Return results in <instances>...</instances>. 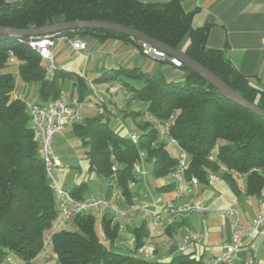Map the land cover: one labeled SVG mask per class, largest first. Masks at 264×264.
Here are the masks:
<instances>
[{
	"label": "trees",
	"instance_id": "trees-1",
	"mask_svg": "<svg viewBox=\"0 0 264 264\" xmlns=\"http://www.w3.org/2000/svg\"><path fill=\"white\" fill-rule=\"evenodd\" d=\"M2 3L0 0V5ZM191 20L192 13L182 8L180 0L163 3L22 0L19 6L0 14V27L26 29L72 21L120 24L171 48H182L186 56L264 110V88L250 85L223 57L221 50L208 48L207 25L195 28ZM60 34L71 39L89 34L100 41L119 39L136 45L131 37L97 28L65 30ZM27 40L28 37L0 39V264H4L8 255L17 264H34L44 237L58 218L55 194L38 153V137L25 110V99L13 98L16 83L6 68L13 58L18 63L20 80L24 84L38 85L40 103L37 104L58 97L67 76L76 80L78 100L87 89L80 77L69 72L55 71L54 76L46 80L43 60L26 44ZM179 69L183 76L177 81L150 76L137 69L115 70L99 78L121 81L133 98L144 104L143 113L154 116L158 124L146 119L136 142L128 135L114 132L100 117L73 124L81 143L87 147L89 169L108 179L112 164L117 163L116 185L123 188V201H129L133 194L127 185L135 180L133 163L141 152L156 179L169 176L175 168L177 158L169 153L158 129L160 124L168 122V135L188 155L185 180L194 176L198 182L207 183L209 174L220 171V163L240 173L251 171L244 181V193L257 197L264 188V117L230 101L185 66ZM120 74L140 81L141 85L135 87L123 81ZM210 155L212 161L208 159ZM221 178L237 196L240 194L237 179L227 173H221ZM83 186L68 192L80 200ZM111 186L110 183L109 193ZM95 223V214H79L69 228L51 236L49 253L55 256V264H205L201 256L193 253L175 254L165 263L118 252L114 242L119 223L103 216L101 238L95 231ZM144 229L145 223L139 230H133L135 252L144 245L147 236Z\"/></svg>",
	"mask_w": 264,
	"mask_h": 264
},
{
	"label": "crops",
	"instance_id": "crops-1",
	"mask_svg": "<svg viewBox=\"0 0 264 264\" xmlns=\"http://www.w3.org/2000/svg\"><path fill=\"white\" fill-rule=\"evenodd\" d=\"M0 14L8 12L11 7L19 6L22 0H2ZM143 3H163L168 0H138ZM182 8L192 13L193 27L207 25V47L219 49L233 68L245 76L250 85L258 89L264 88V0H180ZM73 39L85 43V50H75L68 43L63 42L54 49L56 71L69 72L80 77L87 85L86 92L81 99H77L76 80L74 77H65L62 81L61 93L67 102L77 99L83 119L100 117L116 133L128 135L140 133L146 118L145 106L135 100L121 81L99 80L107 77L115 70L137 69L147 75L163 77L167 81H177L183 76L182 71L165 63L162 60L145 56L132 43L119 39L98 40L93 35H81ZM183 51V49H179ZM172 58V57H169ZM13 61V58L11 59ZM108 72V73H107ZM123 81L132 84L131 79L119 75ZM141 85L140 81L132 80ZM15 95L24 97L30 88L29 84L20 81L18 74L15 78ZM133 85V84H132ZM109 87L111 88L109 90ZM38 85L34 83L36 100ZM95 94L102 95L103 103H98ZM132 102L135 107H132ZM144 106V111L139 106ZM133 112V114H128ZM135 112H140L137 115ZM113 123L111 126L110 123ZM73 131L74 138L68 133ZM69 134V135H68ZM161 140H163L161 138ZM66 144L67 149L63 146ZM85 147L76 134L73 126H67L57 132L52 140V153L58 159L60 167L54 171L58 184L70 191L83 186L79 195L82 199L109 197V182L107 178L98 176L89 169ZM144 175L136 181L129 201H121L120 207L126 211L123 216H117L116 221L122 226L114 242V248L121 253L135 255L149 261L168 262L172 256L178 254L177 244L188 233H197L200 246L196 248L198 256L212 257L221 252L230 238V219L225 214L229 206H234L239 212L242 225L248 227L257 212L258 196H247L244 193V183L238 182L240 194L237 196L221 178V172L214 173L215 181L198 183L196 189L189 185L188 180L173 179L170 175L156 179L151 173V165L143 162ZM165 178H168L165 179ZM163 186H166L163 188ZM153 205L157 202L172 201L183 204L189 200L206 205L208 211L194 212L177 219L175 222L159 229L158 234L146 236L144 245L153 250L142 253L140 249L133 250L135 238L133 230H139L145 223L142 213L131 211L128 206L131 199ZM108 213V212H106ZM101 221L104 215H97ZM110 217L108 215H105ZM142 230V232H144ZM177 237L169 246L168 241ZM245 246L238 253V259L233 264H264V241L246 237ZM125 251V252H124ZM139 255V256H137ZM41 256V255H39ZM42 261L45 259L41 256ZM14 264H17L14 262Z\"/></svg>",
	"mask_w": 264,
	"mask_h": 264
},
{
	"label": "built area",
	"instance_id": "built-area-1",
	"mask_svg": "<svg viewBox=\"0 0 264 264\" xmlns=\"http://www.w3.org/2000/svg\"><path fill=\"white\" fill-rule=\"evenodd\" d=\"M63 42L68 43L75 50H85L84 42L78 39L68 38L60 33L29 37L26 41V44L43 60L44 78L46 80H49L54 76L56 66L53 52L56 46ZM136 46L142 54L147 57L162 60L177 68L182 65L178 60L169 58L164 52L144 42L136 40ZM13 98H16V95H13ZM95 98L98 103L104 102L102 95L95 94ZM24 105L38 137V153L43 161L46 176L53 187L58 211L57 220L42 241V249L39 255L46 260V258L51 257V254L48 252L51 236L60 230L69 228L73 224L77 215L83 213L95 214L105 210L112 212L116 216L124 215L125 212L120 210L117 206V204L123 199V188L116 185V171L118 165L114 162L111 166L112 173L108 178L109 184L111 183L112 185V191L109 197L86 198L80 200L74 199L68 191L58 184L56 180L54 171L60 167V163L52 153V140L57 132L63 130L67 126H72L73 124L83 121V115L80 112L77 99H74L72 102H67L65 95L60 93L58 97L46 103L37 104L29 100H24ZM144 116L151 121L152 124H158L156 118L148 112L144 113ZM159 126H161L167 145L174 149L177 158V163L170 176L176 180L184 179L188 167V155L181 148L179 143L168 135V122H164ZM128 136L132 141H137V133H129ZM144 159L145 154L141 152L138 159L133 163L135 180L128 183L127 188L129 190H132L136 181L144 175L142 168ZM208 159L212 161L213 156L210 155ZM218 167L221 173H227L242 183H244L247 174L251 172L240 173L228 169L220 163H218ZM208 179L211 182L217 180V177L211 173L208 175ZM188 182L194 189L197 188L199 183L194 176H191ZM128 208L131 211L142 213L145 216L150 234H157L159 229H164L177 219L188 216L194 212L202 213L208 211L206 205L194 202L193 200H189L183 204H175L172 201H166L149 205L132 198ZM225 214L230 219L231 240L224 246L219 254L212 257L202 258V261L205 264H233L238 259V253L245 246L244 243L246 237L251 239H261L264 241V188L258 195L257 212L250 221L248 227L242 225L241 216L234 206H229L226 209ZM121 229L122 226L119 224L118 230L120 231ZM200 244V238L197 233H188L182 237L181 241L177 244V252L183 254L193 253L198 257L196 248L200 246ZM152 250L153 249L147 245H143L140 248V251L144 254L149 253ZM4 264H14L11 256L8 255L6 257Z\"/></svg>",
	"mask_w": 264,
	"mask_h": 264
},
{
	"label": "water",
	"instance_id": "water-1",
	"mask_svg": "<svg viewBox=\"0 0 264 264\" xmlns=\"http://www.w3.org/2000/svg\"><path fill=\"white\" fill-rule=\"evenodd\" d=\"M103 29L108 31H114L135 40L144 42L162 52H164L168 57H172L178 60L183 66L199 75L204 79L209 85L215 88L220 94L229 99L230 101L242 106L248 111L254 113L255 115L264 117V110L257 107L253 103L245 100L237 92H235L226 83L221 81L213 73L207 70L202 65L198 64L191 58L185 55V53L179 49L171 48L147 35L133 30L131 28L122 26L120 24L102 22V21H72L66 23H58L43 27H31L26 29H16V28H5L0 27V39L6 40L9 38H22V37H37L47 34L60 33L65 30H76V29Z\"/></svg>",
	"mask_w": 264,
	"mask_h": 264
},
{
	"label": "rangeland",
	"instance_id": "rangeland-1",
	"mask_svg": "<svg viewBox=\"0 0 264 264\" xmlns=\"http://www.w3.org/2000/svg\"><path fill=\"white\" fill-rule=\"evenodd\" d=\"M17 62L16 61H10L9 62V64H8V66H7V68H6V70L7 71H9L12 75H13V77H14V79L16 78V76H17ZM21 81V80H20ZM135 87H139V84L137 83V82H135V81H130ZM30 86V88L28 89V91L25 93V95H24V97L26 96V97H28L29 98V100H31V101H35L36 100V96H35V93H34V90L32 89V87H34V83H30L29 84ZM111 88L109 87V90H110ZM135 105L136 104H134L133 102H132V107L134 108L135 107ZM137 106H139V109L140 110H142V111H144L143 109H144V106H143V104L142 105H137ZM113 123L111 122L110 123V125L111 126H113L112 125ZM158 129H159V131H161V138L163 139V141L166 143V138L163 136V134H162V130H161V127H159L158 126ZM70 135H71V137L70 138H74L75 137V134H74V132L73 131H70V132H68ZM68 134V135H69ZM63 148L64 149H67V147H66V144L63 146ZM167 149H168V151H169V153L171 154V155H175V151H174V149L173 148H171V147H169V146H167ZM165 179H167L168 180V178H165ZM108 180V179H107ZM188 202V201H187ZM120 203L121 202H119L118 204H117V206H118V208L120 209V210H124L123 208H121L120 206ZM129 209V208H128ZM106 212H108V213H106ZM124 212H126V211H124ZM97 215H108V216H110V218H112L114 221H116V215H114L112 212H110V211H108V210H105V211H102V212H99V213H96ZM123 216V215H122ZM145 221H146V218H145ZM117 222V221H116ZM146 225H147V222H146ZM118 228H119V226H118ZM147 229H148V234H147V236H152V235H156V234H150L149 233V228H148V225H147ZM95 231H96V233H97V235L101 238V236H102V233H101V228H100V222H99V219L98 218H96V223H95ZM119 231V230H118ZM159 233V232H158ZM157 233V234H158ZM177 239V237H175L174 236V238L172 239V240H170V241H168L167 242V244H168V246L173 242V241H175ZM148 246V245H147ZM115 249V248H114ZM140 249V248H139ZM116 250V249H115ZM49 252V251H48ZM125 252V251H124ZM125 254H127V253H125ZM137 256H139V255H137ZM34 264H55V256L53 255V254H51V257L50 258H46V260H45V262H43L42 261V258H41V256H38V257H36L35 259H34Z\"/></svg>",
	"mask_w": 264,
	"mask_h": 264
}]
</instances>
